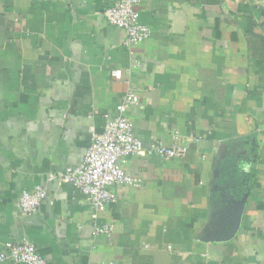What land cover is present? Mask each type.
<instances>
[{"label":"crops","instance_id":"obj_1","mask_svg":"<svg viewBox=\"0 0 264 264\" xmlns=\"http://www.w3.org/2000/svg\"><path fill=\"white\" fill-rule=\"evenodd\" d=\"M117 1L0 0V249L28 240L48 264H264V0H142L151 37L133 52L103 17ZM130 86L136 137L189 150L131 157L138 185L113 186L100 222L114 232L95 237L86 197L48 175L80 163ZM37 186L48 196L24 215Z\"/></svg>","mask_w":264,"mask_h":264},{"label":"built area","instance_id":"obj_2","mask_svg":"<svg viewBox=\"0 0 264 264\" xmlns=\"http://www.w3.org/2000/svg\"><path fill=\"white\" fill-rule=\"evenodd\" d=\"M142 0H119L105 9V20L126 33L124 46L130 51L151 37V29L142 22L140 5ZM116 81H124L121 69L111 70ZM138 91L130 86L117 106V116L102 131L95 126L89 128L90 144L75 167H69L60 173L48 175V182L59 185H70L74 191L81 193L88 200L94 226L93 235L111 237L114 226L101 223L100 214L114 201L116 195L112 188L115 185L137 186L138 180L126 169L129 159L134 156H157L163 161L180 160L186 157L189 147L187 139H174L167 145L154 141L145 145L136 137L127 112L140 103ZM198 142L197 139H190ZM48 196L44 186H37L32 191L24 190L19 199V207L24 215L38 212ZM15 264H48V261L28 241L9 242L0 249V263Z\"/></svg>","mask_w":264,"mask_h":264}]
</instances>
